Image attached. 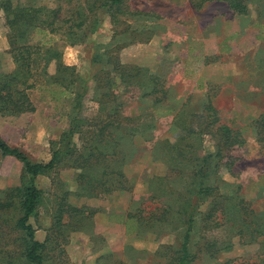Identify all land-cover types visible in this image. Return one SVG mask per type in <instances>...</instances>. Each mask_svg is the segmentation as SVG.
Wrapping results in <instances>:
<instances>
[{
  "label": "rangeland",
  "instance_id": "rangeland-1",
  "mask_svg": "<svg viewBox=\"0 0 264 264\" xmlns=\"http://www.w3.org/2000/svg\"><path fill=\"white\" fill-rule=\"evenodd\" d=\"M130 4L150 16L122 21L116 27V35L108 19L81 45H67L57 35L43 38L41 34L34 35L35 43L51 39L46 45L53 46L61 54L62 62L74 67L77 76L86 82L81 117H94L101 101L108 107L106 112L118 105L122 116L142 115L145 125L151 123L142 135L133 139V145L127 139L120 140V168L128 191L80 196L78 171L68 165L60 166L55 176L37 178L41 202L36 216L28 222L35 230L36 240L44 242L47 236L50 238L46 249L50 257L45 264H169L182 240V219L188 207L185 201L192 200L194 190L189 185L197 177L193 176L192 162L175 160L172 146L177 136L186 132L172 116L156 117L154 113L150 114L153 118L147 116L154 108L152 99L138 96L144 72L135 86L121 88L120 84L108 93L110 96L102 94L114 75L111 66L94 59V55L96 52L105 55L107 51L121 65L140 68L145 75L163 81L166 107L172 105L190 128L198 131L202 127L204 119L197 105L210 97L218 110L219 122L240 130L245 140L240 146L224 148L219 168L207 178V186L213 188L212 196L197 204L189 264L263 260L259 255L264 250V150L257 140L258 123L264 115L262 4H249L245 16L232 14L222 2L205 4L200 10H195L187 0H130ZM6 32L0 11V77L17 70ZM36 65L39 69L32 72L38 87L27 91L34 110L19 115L0 112V138L30 161L46 163L69 130L73 99L65 96L51 99L49 89L42 88L45 79L39 74L42 64L38 61ZM46 72L54 74L52 62ZM185 104L188 106L180 111ZM72 141L79 144L77 135ZM197 143L196 139L188 138L183 145L190 147ZM215 144L211 136H204L200 146L195 145L196 156L214 154ZM178 162L181 165L177 166ZM228 163L230 170L226 167ZM21 175L20 162L0 156V191L20 186ZM63 191L69 192L67 202L84 210V214L68 218L72 227H64L65 232L58 234L51 228L56 215V195ZM219 196L231 198L230 204L224 214L218 215L223 217L220 227L205 229L200 220L202 214L209 208V201ZM235 198L244 202L243 209L233 206ZM163 212L166 219L159 221ZM128 214L134 218L129 220ZM9 227L0 220V231ZM15 236L11 233L9 237ZM6 242L0 240L3 244L0 246L7 250L20 244L11 240L5 245ZM211 244L213 248L206 251Z\"/></svg>",
  "mask_w": 264,
  "mask_h": 264
},
{
  "label": "trees",
  "instance_id": "trees-1",
  "mask_svg": "<svg viewBox=\"0 0 264 264\" xmlns=\"http://www.w3.org/2000/svg\"><path fill=\"white\" fill-rule=\"evenodd\" d=\"M187 1L195 10H200L207 3L222 2L227 5L232 14L237 16L247 15L248 6L252 2L261 3V11L264 10V0ZM0 11L3 14L4 26L7 30L9 53L17 64L16 71L0 77V112L19 115L34 110L27 91L38 87L33 81L34 73L32 72L35 68L39 69L36 65L38 61L42 64L39 71L40 77H45L42 79V88L49 89V93L52 95L51 99H57L55 96L73 99V113L69 117V130L61 137L57 148L52 150L48 162H32L24 153L18 149L10 148L0 138V156L13 157L22 165L20 186L7 189L4 192L0 191L2 194L0 196V220L4 225L10 226L8 230L0 231V240L20 241L19 247L12 250L0 246V264H45L50 257V253L46 250L50 238L47 236L44 242L36 240L35 230L28 222L31 217L36 216L41 202L42 192L35 183L37 178L48 174L55 176L60 166L68 165V168L78 171L76 183L80 196L95 197L128 191L130 190L128 182L120 168L119 154L121 152L118 150L120 140L127 139L130 145H133V139L142 135V132L147 130L151 123L145 125L142 115L122 116L119 114L120 107L118 105L109 108V111L106 112L108 107L105 102L101 101H99V109L94 117H81L82 101L87 90L86 82L77 76L74 67L62 62L61 54L53 46L46 45L51 39L35 43L34 35L41 34L42 38L46 35H57L59 40L67 45H81L86 43L90 35L100 29L105 19L109 20L113 34L116 35V27L122 21L136 17L145 18L150 16V13L134 9L130 0H0ZM94 59L103 61L106 66H111L110 70L114 75L112 79H108L109 88L102 93L103 95L110 96L108 93L112 92L114 88L118 89L120 84H123L121 88L135 86L144 72V83H140L138 96L152 99L151 106L154 108L150 109L147 116L153 118L151 113H154L156 117L172 116L176 122L182 123V130L186 134L177 136V140L172 146L175 151L174 158L192 162L193 176L197 179L193 180L192 185H189L194 192L192 200L185 201V206L188 207L185 217L182 219V240L179 247L174 249L175 253L169 264H189V245L191 233L197 221V204L199 201H207V198L212 196L213 188L207 186V178L219 168L224 148L237 147L245 142L241 131L219 122L218 110L213 107L207 94H205L207 101L203 100L202 104L197 105L204 123L198 131H195L188 126L187 120L180 119L181 113H175L172 105L166 107L167 91L163 81L159 78L145 75V71L140 68L133 67L131 69V67L121 65L116 57L110 56L108 51L105 55L96 52ZM51 62L54 64V74L46 72ZM52 86H56L57 89H53ZM145 87L148 88L147 91H144ZM187 106L188 104L183 105L180 111ZM258 125L257 140L264 150V115L261 116ZM76 135L79 144L72 141ZM206 135L216 141V151L214 154L196 156V146H200ZM188 138L196 139L199 143L190 147L183 145ZM176 165H181V163L178 162ZM226 167L230 170L229 163ZM51 183L56 184L53 180ZM56 196V215L53 217L54 223L51 231L52 229L53 232L57 230L58 234H62L65 232L64 227H72L71 222L67 219L83 215L84 210L74 208L67 202L69 192L63 191ZM230 200L231 198L219 196L213 197L209 201V208L200 219L205 229L211 230L220 227L223 217H218V215L227 210ZM235 201L233 206L243 209L244 202L236 198ZM156 210L158 208L154 211ZM137 212H141V210L137 209ZM245 213H247V209ZM126 218L131 220L134 217L132 214H128ZM158 218L159 221L165 220V212ZM11 233L16 235L13 239L9 237ZM0 245L3 244L0 243ZM210 248H213L212 244L206 246V251ZM51 250L53 249L51 248ZM259 256L263 260L243 261L240 264H264V250L260 251Z\"/></svg>",
  "mask_w": 264,
  "mask_h": 264
},
{
  "label": "crops",
  "instance_id": "crops-1",
  "mask_svg": "<svg viewBox=\"0 0 264 264\" xmlns=\"http://www.w3.org/2000/svg\"><path fill=\"white\" fill-rule=\"evenodd\" d=\"M218 3H220V2H218ZM208 4V3H207Z\"/></svg>",
  "mask_w": 264,
  "mask_h": 264
}]
</instances>
